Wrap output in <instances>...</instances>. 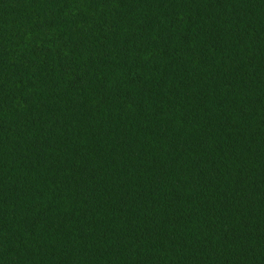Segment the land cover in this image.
Returning <instances> with one entry per match:
<instances>
[{
    "label": "trees",
    "instance_id": "1",
    "mask_svg": "<svg viewBox=\"0 0 264 264\" xmlns=\"http://www.w3.org/2000/svg\"><path fill=\"white\" fill-rule=\"evenodd\" d=\"M0 264H264V0H0Z\"/></svg>",
    "mask_w": 264,
    "mask_h": 264
}]
</instances>
